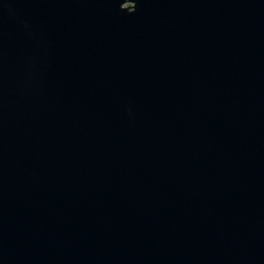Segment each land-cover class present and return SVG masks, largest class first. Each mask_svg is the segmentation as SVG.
Here are the masks:
<instances>
[{
  "label": "water",
  "instance_id": "water-1",
  "mask_svg": "<svg viewBox=\"0 0 264 264\" xmlns=\"http://www.w3.org/2000/svg\"><path fill=\"white\" fill-rule=\"evenodd\" d=\"M0 264H264V0H0Z\"/></svg>",
  "mask_w": 264,
  "mask_h": 264
}]
</instances>
